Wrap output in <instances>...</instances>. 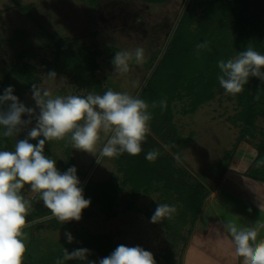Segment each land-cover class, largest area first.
Returning a JSON list of instances; mask_svg holds the SVG:
<instances>
[{"label":"rangeland","instance_id":"obj_1","mask_svg":"<svg viewBox=\"0 0 264 264\" xmlns=\"http://www.w3.org/2000/svg\"><path fill=\"white\" fill-rule=\"evenodd\" d=\"M185 2L186 0H171L163 5L153 6L140 1L125 3L100 0L98 5H93L95 3L93 0H0V8L4 10L0 23V39L3 41L15 37L16 31H25L30 35L31 45L35 47L36 53L35 58L29 60L36 66L34 74L36 81L33 83L41 88H47L54 96L69 94L86 96L90 91L79 86L72 75L60 74L55 80L47 78L48 72L42 63H53L55 60L50 48L46 46L48 36L72 38L76 46L80 44L91 46L95 42L103 51V56L99 58L101 70L98 72V77L100 80L108 89L128 92L135 96L150 74L146 62L150 60L152 53L164 48ZM16 4L23 7L33 4L34 7L31 13H28L15 7ZM95 35L97 36L94 38ZM25 45L26 43L23 44ZM110 47L118 51L143 47L147 57L146 62L142 65L130 63L129 73L117 76L114 74V66L111 63V52L108 50ZM2 57H5V54L1 53L0 59ZM1 60L0 95L8 86H12L13 94L27 107L34 108L35 101L32 99L31 85L14 78L9 81V84H4L9 69L3 66ZM175 104L174 124L181 135L186 138L191 136V140L187 147L178 151L181 157L179 162L174 159V154H177L175 150L169 144L160 142L161 148L158 149L160 155L155 164L149 163V167L158 170L159 159L170 161L172 164L165 162L170 163L167 166L168 170L186 169L196 178L197 182L203 183L208 188L210 194L213 191L217 192L216 197L207 201L209 195L206 199L205 206L207 207L204 206L205 209L199 219L200 229H196L198 227L196 225L190 236L182 264H205V261H200L199 254L211 257L221 255L218 258V264H241V258H237L234 262L228 261L226 258L228 251L223 249L220 253V247L210 244L208 240L210 237L202 240V236L194 235L197 230L198 234H207L214 227L219 237L220 232L213 221L214 217L219 215L224 222L234 221L238 225L240 221L237 212L243 217L242 222L246 226H251L257 221L264 224V212H261L259 208V205H264V184L252 180L249 177L251 175L249 170L246 173H240L233 168L237 160L250 158L249 153L257 157L254 146L246 142H242L235 155L232 156L240 132V127L234 124V117L240 111L237 95H225V91L222 90L216 100L205 104L193 114H183V104L180 102ZM22 118L28 119L26 115ZM34 124L35 121L29 127ZM259 125L264 128V122L261 120ZM2 131L0 127V133ZM25 135L26 133H21L19 137H11V141L22 139ZM3 139L5 138L0 134V150L5 148ZM165 145L168 147L165 148ZM66 149V141L47 142L45 154H49L52 159L56 160L57 168L60 166L63 169L68 166ZM72 152L76 169H80L88 176L95 168L92 177L96 182L120 175L115 158H103L98 162L96 156L87 152L76 149ZM175 173L171 174L169 171L168 175H175ZM157 176L152 177L157 178ZM160 176L166 177L165 175L158 177ZM173 187L172 182L170 190L164 194L141 195L134 207L127 212H122L124 205H120L119 215L114 219L107 218L99 211V207L95 208L94 216H91L89 212L86 217H83L85 214L82 213L81 220L76 222L79 226L76 229L84 230L91 235H103L107 238L105 241L111 238L114 247L121 244L128 247L141 246L153 253L156 264L177 262L180 251L178 248L182 242L178 234L179 228L176 226L182 201L178 197L179 189ZM22 194L31 202L33 201L45 217L49 216L50 210L43 205L38 196L33 198L35 194L31 193L29 186H25ZM161 203L175 205L177 213L171 220L152 223L151 217L158 204ZM70 222L73 223V221ZM54 223L43 222V224L35 225L33 230L24 229L28 239L23 264H57V261L63 258L64 248L69 252L79 248L76 232L70 228L66 231L53 230L54 225L52 224ZM65 232H71L74 237L72 243L67 242ZM184 233L187 234L186 231ZM260 238H264V227L259 228L258 239ZM63 264H86V261L70 260L63 261Z\"/></svg>","mask_w":264,"mask_h":264},{"label":"trees","instance_id":"obj_2","mask_svg":"<svg viewBox=\"0 0 264 264\" xmlns=\"http://www.w3.org/2000/svg\"><path fill=\"white\" fill-rule=\"evenodd\" d=\"M93 1L95 2L93 5H98L100 0ZM105 1L125 3L140 1L156 6L171 0ZM15 7L23 12L31 13L34 5L24 6L26 7L24 8L16 4ZM3 15L4 10L0 8V23ZM204 41H208L209 48L200 50L197 55L196 45ZM23 42L26 43L25 46H23ZM31 44L30 35L25 31H16L15 37L7 40L1 41L0 39V56L1 53L5 54V57L0 60L3 66L9 69L5 85L9 84L12 78L27 85L36 81L34 75L36 66L29 62L36 55L35 47ZM248 45L264 54V0H190L160 64L139 97L150 106L153 101L157 102L156 108L150 107L149 109L153 119L150 122L151 133L142 145L143 151L137 156L125 153L115 158L120 175H114L102 182L94 181L93 177L89 180L84 188V195L86 199L91 200V204L83 210L82 213L85 214L83 217H86L89 212L91 216H94L95 208L99 207L102 214L109 219H114L119 215L120 205H124L121 211L127 212L134 207L141 195L164 194L170 190V184L173 182V188L179 189L178 197L182 201L176 226L179 228L178 234L182 244L178 248L180 250L178 261H174L172 264H182L183 254L188 247L190 236L202 215L210 192L203 183L197 182L196 178L186 169L168 170L167 166L171 162L159 159V169L155 170V168L149 167L150 162L146 160L145 156L148 151L161 148L160 142L169 144L175 153H179L178 151L188 146L191 136L186 138L181 135L174 124L175 103L183 104V114H193L205 104L216 100L224 90L217 79L220 73L217 61L221 59L226 61L235 57ZM46 46L55 56L53 63H42L46 66L47 72L54 70L57 75H72L79 86L96 94L102 95L108 90L98 77V72L101 70L99 58L103 56V51L95 42L91 46L86 44L76 46L72 38L48 36ZM108 50L111 52L112 61L118 49L110 47ZM162 50L163 48L151 54L150 60L146 62L148 72H151L155 66ZM257 96L259 99L255 98ZM164 98L167 99V108L161 110L159 101ZM237 101L240 111L234 117V124L240 127V132L232 156L235 155L242 142L254 146L257 157L249 169L251 174L249 177L264 184V165L256 167V162L264 159V128L259 125L260 120L264 122V82L259 78L250 77L244 91L237 94ZM4 138L5 148L3 150L12 151L16 140L11 141V137ZM30 142L36 144L37 140ZM72 151L71 144L67 142L68 166L63 167L64 171L75 166ZM47 156L51 158L49 154ZM58 169L63 171L60 166ZM169 171L171 174L176 173L169 176ZM154 175H165L166 177L153 178ZM77 176L82 186L87 174L77 168ZM31 204L32 208L27 216L28 223L45 217L33 201ZM51 222H55L52 224L54 230L66 231L70 228L76 232L78 247L90 250L88 260L98 262L100 258L110 255L109 252L116 248L113 246L111 238L105 241L107 238L103 235H91L84 230L71 227L67 223L62 224L56 219ZM173 227L175 228V226ZM28 229L33 230L34 226ZM184 231L187 234H183Z\"/></svg>","mask_w":264,"mask_h":264},{"label":"clouds","instance_id":"obj_3","mask_svg":"<svg viewBox=\"0 0 264 264\" xmlns=\"http://www.w3.org/2000/svg\"><path fill=\"white\" fill-rule=\"evenodd\" d=\"M208 41L198 43L196 52L208 49ZM145 49L136 47L115 52L111 61L114 74L123 76L130 71V63L142 65L146 62ZM220 73L217 76L225 95L236 96L244 91L250 77L264 82V54L248 45L245 50L226 61H217ZM49 80H55L57 73L49 71ZM14 88L8 86L0 95V127L3 137H19L14 150H0V264H23L27 251L29 226L27 216L32 208L31 200L22 194L29 186L33 198L42 200L52 216L62 224L80 221L82 212L91 204L86 199L75 166L61 172L56 160L45 154V145L50 141H67L73 149L87 152L97 157L116 158L125 153L137 156L143 151L142 145L151 133L153 119L151 106L138 96L128 92L108 89L102 95L88 92L86 96L69 94L53 95L47 88L31 84V95L35 107H27L13 94ZM259 99V96L255 97ZM161 110L167 108V99L159 101ZM38 109V112H37ZM27 116L28 119L22 117ZM34 126L29 127L33 124ZM42 137V138H41ZM37 140L36 144L30 141ZM168 145H165L167 148ZM158 149L146 153V160L155 162ZM179 162L180 155L174 154ZM264 165V159L256 162V167ZM264 212V205H259ZM251 211V209H249ZM177 213L175 205L158 204L151 217L152 223L171 220ZM227 235H230L235 254L241 264H264V238L258 239L259 221L251 226H239L234 221L221 222ZM68 243L74 237L65 232ZM90 250L77 248L69 252L64 248L63 261L80 260L86 264H156L152 252L141 246L118 245L110 255L97 261L88 260Z\"/></svg>","mask_w":264,"mask_h":264},{"label":"crops","instance_id":"obj_4","mask_svg":"<svg viewBox=\"0 0 264 264\" xmlns=\"http://www.w3.org/2000/svg\"><path fill=\"white\" fill-rule=\"evenodd\" d=\"M244 145H246V144H244ZM249 156H250V158H241V159L237 158L239 160H237L236 163H234V167H233L234 170H236V171H238L240 173H243V172L246 173L250 169V167L253 165L254 160L256 158L255 155L254 156H251L250 153H249ZM212 193L210 194V197L207 199V201L210 198L216 197L217 192L216 191H213ZM206 207L207 206H205V208ZM237 213L239 215L238 220L240 221V222H238V227L239 226H246L242 222L243 217L241 216V214L239 212H237ZM213 221L215 222V224H217L218 231L220 232V236L219 237H217L216 231H215V229H213L214 227L211 228V230L209 231L210 233L207 232V234L199 235L198 234V230L200 229L199 228V226H200V220L196 224L198 227L197 228L195 227V228L198 229V230L194 233V235L195 236H202L203 237V238H201L202 240L206 239L207 237H210V238H208V240L211 242L210 244H212L214 246H217V247H220L221 248L220 249V253L223 252V249H226L228 251V254H226V258H228V261L234 262L239 257H237L236 254H235L234 246H233V244L231 242L230 235H227L225 233V230L223 229V224L221 223V222H224L223 219L221 218V216L218 215L217 217L216 216L214 217V220ZM248 224H250V223L248 222ZM227 246H229V248ZM195 254L198 255V253H195ZM199 255H200V259H201L200 261H205V264H218V258L221 257V255H219V254L216 255V256H214V257L213 256L212 257L211 256H208V255L201 256V254H199ZM206 257H207V259H205Z\"/></svg>","mask_w":264,"mask_h":264},{"label":"water","instance_id":"obj_5","mask_svg":"<svg viewBox=\"0 0 264 264\" xmlns=\"http://www.w3.org/2000/svg\"><path fill=\"white\" fill-rule=\"evenodd\" d=\"M189 2H190V0H186V2H185V4H184V7H183V9H182V11H181V13H180V15H179V17H178V19H177V21H176V23H175V25H174L172 31H171V33L169 34L168 40H167V42H166V44H165V46H164V48H163V50H162V53H161L159 59L157 60L155 66H154L153 69L151 70V72H150L149 76L147 77L145 83L143 84V86L141 87V89L139 90V92L137 93L136 96L140 97V95H141V93L143 92V90L145 89L147 83L149 82V80L151 79L152 75L154 74L156 68H157L158 65L160 64V62H161V60H162V58H163V56H164V54H165V52H166V50H167V48H168V46H169V44H170L172 38H173V35H174V33H175V31H176V29H177V27H178V25H179V23H180V21H181V18H182V16H183V14H184V12H185V10H186V8H187ZM98 162H99V161H98ZM94 171H95V168H94V169L88 174V176L86 177L85 181L83 182V184H82V186H81V187L83 188V190H84V188L86 187V185H87V183L89 182V180L91 179V177H92ZM52 219H55V218H54L52 215H50V216H47V217H44V218H41V219H38V220H35V221H32V222H29V223H28L29 226L25 227V229H26V228H29V227H32V226H35V225H38V224H40V223H43V222H46V221L52 220ZM78 227H79V226L76 224V225H75V228H78Z\"/></svg>","mask_w":264,"mask_h":264},{"label":"flooded vegetation","instance_id":"obj_6","mask_svg":"<svg viewBox=\"0 0 264 264\" xmlns=\"http://www.w3.org/2000/svg\"><path fill=\"white\" fill-rule=\"evenodd\" d=\"M50 216V215H49ZM53 220V219H52ZM49 221H51V220H49ZM49 221H46V222H49ZM76 222L77 221H73V223H71V222H67V224L69 225V226H71V227H75V225H76ZM43 224V223H42ZM53 229V228H52ZM54 230V229H53ZM58 231H62V230H58Z\"/></svg>","mask_w":264,"mask_h":264}]
</instances>
